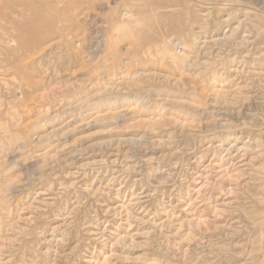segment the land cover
I'll list each match as a JSON object with an SVG mask.
<instances>
[{"label": "rangeland", "instance_id": "rangeland-1", "mask_svg": "<svg viewBox=\"0 0 264 264\" xmlns=\"http://www.w3.org/2000/svg\"><path fill=\"white\" fill-rule=\"evenodd\" d=\"M0 264H264V0H0Z\"/></svg>", "mask_w": 264, "mask_h": 264}]
</instances>
